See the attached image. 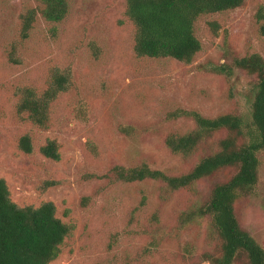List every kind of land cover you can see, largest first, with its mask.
Listing matches in <instances>:
<instances>
[{
  "label": "rangeland",
  "instance_id": "1",
  "mask_svg": "<svg viewBox=\"0 0 264 264\" xmlns=\"http://www.w3.org/2000/svg\"><path fill=\"white\" fill-rule=\"evenodd\" d=\"M66 5L65 17L53 22L42 16V0H0V178L11 199L19 206L52 202L56 216L72 226L52 264H207L200 259L212 243L207 220L183 224L179 217L203 203L218 179L170 192L156 181L111 182L102 176L113 166L144 161L169 175L187 172L223 134L216 133L202 154H171L163 138L195 128L184 112L250 120L255 77L235 60L252 54L264 60V18L257 16L264 0L199 17L194 34L201 51L190 64L137 57L125 0ZM32 10L36 15L23 37V17ZM220 66L231 72H216ZM52 70L67 72L70 86L53 104L44 131L26 124L16 105L20 89H43ZM26 134L30 154L18 149ZM47 139L57 142L59 161L39 152ZM258 159L256 191L236 203L235 213L264 248V150ZM45 181L55 185L42 191Z\"/></svg>",
  "mask_w": 264,
  "mask_h": 264
},
{
  "label": "trees",
  "instance_id": "2",
  "mask_svg": "<svg viewBox=\"0 0 264 264\" xmlns=\"http://www.w3.org/2000/svg\"><path fill=\"white\" fill-rule=\"evenodd\" d=\"M42 2L41 14L46 20L59 22L65 17L66 0ZM243 4L244 0H125L126 15L135 29L134 53L139 58H172L190 64L201 51V43L194 34L196 20L204 15L240 8ZM35 15L36 11L32 10L23 17V37ZM257 16L263 19L264 12L259 11ZM209 25L216 30V24ZM261 29L264 31V24ZM235 65L255 77L249 121L240 114L207 118L194 111L184 112L194 120L195 128L184 133L170 131L163 138V147L171 154L183 158L202 154L201 148L210 146L216 133L223 134L216 148L204 152L187 172L169 175L152 169L144 161L131 167L113 166L102 177L122 183L156 181L170 192L190 189L205 179H218L206 200L180 216L179 221L188 224L207 220L208 239L212 243L210 249L201 254L203 262L264 264V248L242 228L235 213L236 203L252 196L258 186V153L264 150V60L259 54H252L236 59ZM224 68L220 66L215 71L231 72H224ZM48 75L43 89L36 86L20 89L16 105L17 115L26 124L44 131L51 126L53 104L70 86L67 72L52 70ZM18 149L25 154L32 153L29 134L19 139ZM39 152L53 161L60 159L55 140L47 139ZM53 185L54 182L45 181L41 190ZM85 200L87 198L82 199ZM72 230V226L56 216L52 202L17 205L11 199L6 180L0 178V264H52Z\"/></svg>",
  "mask_w": 264,
  "mask_h": 264
}]
</instances>
